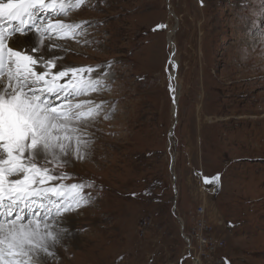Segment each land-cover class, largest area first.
<instances>
[{"label":"rangeland","instance_id":"374dc122","mask_svg":"<svg viewBox=\"0 0 264 264\" xmlns=\"http://www.w3.org/2000/svg\"><path fill=\"white\" fill-rule=\"evenodd\" d=\"M262 5L88 0L60 17L93 25L59 40L63 64L108 75L81 98L103 102L85 157L51 165L92 187L45 262L264 264Z\"/></svg>","mask_w":264,"mask_h":264},{"label":"snow or ice","instance_id":"6c2138e0","mask_svg":"<svg viewBox=\"0 0 264 264\" xmlns=\"http://www.w3.org/2000/svg\"><path fill=\"white\" fill-rule=\"evenodd\" d=\"M86 3L0 0V264H45L43 256H54L67 232L58 227L64 214L90 201L83 194L90 182L65 184L76 177L51 167L71 164L68 157H85L91 143L87 129L103 109V102L81 98L103 90L108 73L60 66V51H50H67L58 40L83 36L93 26L60 18ZM43 13L52 19L37 22ZM31 33L37 46L25 49L18 38Z\"/></svg>","mask_w":264,"mask_h":264},{"label":"bare ground","instance_id":"6f19581e","mask_svg":"<svg viewBox=\"0 0 264 264\" xmlns=\"http://www.w3.org/2000/svg\"><path fill=\"white\" fill-rule=\"evenodd\" d=\"M43 18H44V20L46 19V14H44L43 13ZM38 19V18H37ZM41 19V18H40ZM17 38L16 37H14V40L13 41H10L9 43L10 44H12V43H14L15 42V40H16ZM19 39V42L21 43V44H23V46H24V48L25 49H31L32 47H34V46H37V41H38V37L35 35V33H31V34H29L27 37H19L18 38ZM46 43H48L47 41H45ZM58 43H60V44H62L59 40L57 41ZM50 51H60V55H61V50H56V49H51ZM46 55H48V53H45ZM57 63H58V65H60V66H64V67H67V65H65V64H63L64 63V60H63V58H62V60L61 59H59L58 61H57ZM175 89V88H174ZM176 91V90H175ZM69 159H71L72 160V163H74L75 161H76V159H75V157L74 156H72V157H68ZM71 163V164H72ZM68 216V215H67ZM64 217V216H63ZM65 218V217H64ZM73 219V218H72ZM60 222H64V221H61L60 220ZM71 224V223H70ZM69 224V225H70ZM64 225V224H63ZM76 244V243H75ZM43 259H44V261H46L45 259H48L47 257H45L44 258V256H43ZM48 261V260H47ZM50 261V260H49ZM45 264H50V263H47V262H45Z\"/></svg>","mask_w":264,"mask_h":264},{"label":"water","instance_id":"95a60500","mask_svg":"<svg viewBox=\"0 0 264 264\" xmlns=\"http://www.w3.org/2000/svg\"><path fill=\"white\" fill-rule=\"evenodd\" d=\"M175 88V87H174ZM174 88H172V86H171V92H173L175 89ZM173 103H174V105H175V118L177 117V110H176V106H177V102L175 101V99L173 98ZM172 132V131H171ZM170 137H172V133L170 134ZM173 164H174V159L172 160V163H171V168H172V166H173ZM174 180H175V178H174ZM175 193H176V195H177V192H176V189H175Z\"/></svg>","mask_w":264,"mask_h":264},{"label":"built area","instance_id":"2783aa9c","mask_svg":"<svg viewBox=\"0 0 264 264\" xmlns=\"http://www.w3.org/2000/svg\"><path fill=\"white\" fill-rule=\"evenodd\" d=\"M200 211H201L200 213H202V214H203L204 210H203V209H201ZM207 242H208V241H204V243H207Z\"/></svg>","mask_w":264,"mask_h":264}]
</instances>
